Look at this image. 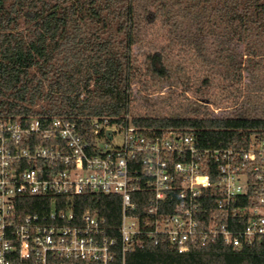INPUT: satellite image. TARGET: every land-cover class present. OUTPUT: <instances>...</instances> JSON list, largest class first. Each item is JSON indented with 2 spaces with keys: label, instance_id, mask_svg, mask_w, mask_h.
<instances>
[{
  "label": "trees",
  "instance_id": "1",
  "mask_svg": "<svg viewBox=\"0 0 264 264\" xmlns=\"http://www.w3.org/2000/svg\"><path fill=\"white\" fill-rule=\"evenodd\" d=\"M244 72L264 76V0H0V117L57 116L88 127L107 119L151 135L191 133L204 148L245 146L264 137V118L130 114L134 84ZM149 194L141 190L140 213ZM77 201L105 216L110 234L119 226L120 196ZM127 264H264V236L237 250L211 239L183 253L144 240Z\"/></svg>",
  "mask_w": 264,
  "mask_h": 264
},
{
  "label": "built area",
  "instance_id": "2",
  "mask_svg": "<svg viewBox=\"0 0 264 264\" xmlns=\"http://www.w3.org/2000/svg\"><path fill=\"white\" fill-rule=\"evenodd\" d=\"M90 193L121 197L112 234L105 216L77 209ZM263 236L258 134L245 146L204 148L191 133L151 135L107 119L88 127L0 117V264H127L144 240L183 253L211 239L237 250Z\"/></svg>",
  "mask_w": 264,
  "mask_h": 264
},
{
  "label": "rangeland",
  "instance_id": "3",
  "mask_svg": "<svg viewBox=\"0 0 264 264\" xmlns=\"http://www.w3.org/2000/svg\"><path fill=\"white\" fill-rule=\"evenodd\" d=\"M155 81L151 80L147 87L133 85L137 106L131 110V115L228 117L241 114L264 118V76L254 77L244 72L240 79L185 78L181 84L173 80L153 83ZM166 103H172L175 107H168Z\"/></svg>",
  "mask_w": 264,
  "mask_h": 264
}]
</instances>
